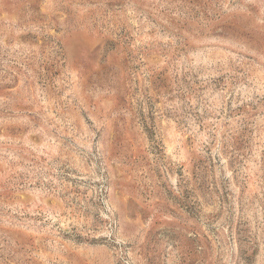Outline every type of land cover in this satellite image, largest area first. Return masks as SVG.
I'll return each instance as SVG.
<instances>
[{
	"label": "rangeland",
	"instance_id": "374dc122",
	"mask_svg": "<svg viewBox=\"0 0 264 264\" xmlns=\"http://www.w3.org/2000/svg\"><path fill=\"white\" fill-rule=\"evenodd\" d=\"M0 264H264V0H0Z\"/></svg>",
	"mask_w": 264,
	"mask_h": 264
}]
</instances>
